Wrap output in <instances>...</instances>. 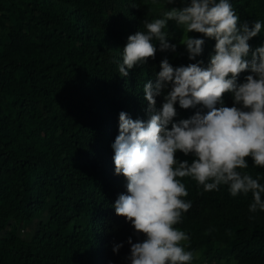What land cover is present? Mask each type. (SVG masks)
<instances>
[{
  "label": "trees",
  "instance_id": "trees-1",
  "mask_svg": "<svg viewBox=\"0 0 264 264\" xmlns=\"http://www.w3.org/2000/svg\"><path fill=\"white\" fill-rule=\"evenodd\" d=\"M231 2L241 23L264 21V0ZM182 6L183 0H0V264H129L127 241L142 236L113 207L127 191L113 160L119 114L148 120L143 87L161 61L207 64L216 41L169 21L164 31L177 44L174 52L157 42L155 56L127 77L119 64L145 19ZM187 35L205 38L196 60L181 44ZM249 44L264 45V32ZM223 99L234 103L230 93ZM163 102L158 96L157 108ZM176 107L179 121L202 105ZM247 159L243 171L264 183V167ZM182 182L191 207L176 227L190 237L192 264H264V211H249L252 194L233 197L226 185L204 191L189 177Z\"/></svg>",
  "mask_w": 264,
  "mask_h": 264
},
{
  "label": "clouds",
  "instance_id": "clouds-1",
  "mask_svg": "<svg viewBox=\"0 0 264 264\" xmlns=\"http://www.w3.org/2000/svg\"><path fill=\"white\" fill-rule=\"evenodd\" d=\"M157 2V0H154ZM174 5L176 0H166ZM184 6L170 7L162 18L142 22L143 28L128 37L123 47L119 73L127 77L134 67L143 65L159 50L175 51L164 31L174 21L186 33H202L216 41L209 62L197 60L173 66L167 58L159 65L155 80L143 87L148 102V120L119 114V135L114 149L115 173L126 178V193L113 207L126 217L135 234L127 256L129 264H192L196 258L187 250L189 235L176 227L191 207L184 198L188 191L182 178L189 177L204 191L228 186L231 196H253L252 213L264 211V183L243 171L264 167V45L252 49L249 41L264 32V21L249 27L241 23L231 0H183ZM205 38L187 35L183 42L190 60L204 52ZM246 76L238 82L242 72ZM230 93L233 105L226 106ZM164 102L157 108V97ZM177 104L182 109L202 105L188 119L179 121ZM206 110V111H205ZM171 125V127H169ZM192 157L181 160L177 153ZM123 247L116 244L115 253Z\"/></svg>",
  "mask_w": 264,
  "mask_h": 264
}]
</instances>
